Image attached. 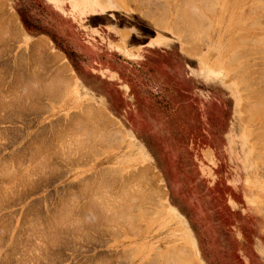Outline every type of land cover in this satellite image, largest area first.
Instances as JSON below:
<instances>
[{
	"label": "rangeland",
	"instance_id": "obj_1",
	"mask_svg": "<svg viewBox=\"0 0 264 264\" xmlns=\"http://www.w3.org/2000/svg\"><path fill=\"white\" fill-rule=\"evenodd\" d=\"M186 1L0 0V264H264V0Z\"/></svg>",
	"mask_w": 264,
	"mask_h": 264
},
{
	"label": "crops",
	"instance_id": "obj_2",
	"mask_svg": "<svg viewBox=\"0 0 264 264\" xmlns=\"http://www.w3.org/2000/svg\"><path fill=\"white\" fill-rule=\"evenodd\" d=\"M80 16V15H79ZM110 29L115 33L117 34L119 37H121L123 40H125L127 43H129L126 39H124V36L126 35H129L131 33V29L127 28H120L117 30V28H112L110 25H109ZM171 39H174L173 37H170ZM175 40V39H174ZM114 45H115V50H117L120 54H124L123 52V46L125 44L121 43L120 42V39L117 38L115 39L114 41ZM129 44H131L134 49H139L141 45H143L144 43H140V42H130ZM130 46V45H129ZM129 46L127 47L126 46V51H127V54L125 56H129L131 55V49L129 48ZM64 53V52H63ZM64 55L66 56V54L64 53ZM61 56L63 57L64 59V56L61 54ZM67 58V56H66ZM68 61V63H67ZM67 61H64L65 64H67L70 68V73L73 74V71L75 73V75L77 76L78 80L80 81V87L78 86L77 82L75 81L74 85L72 86V90H73V93H76V97L78 98L77 100L81 101V104L79 106V109H82L86 106H90L91 104H94L95 107L100 110L103 114H106V115H109L110 116V112L111 113H114V110L113 108L111 107L110 104H104V103H101L97 97H98V94L100 93L99 91V84L95 87L94 84H92L90 82V79H88V77L90 78H94L96 81H99L100 83L101 82H108V80H105L102 76L98 75V74H95L91 71L88 70V64H84L83 66H79L77 67V69H75L72 64L70 63V61L68 60L67 58ZM85 73V74H84ZM87 75V77H86ZM85 87V88H84ZM90 91V92H89ZM91 92H94L95 94V97H90V94ZM109 100H107L108 102ZM128 101L131 102V100L128 98ZM111 117V116H110ZM112 118V117H111ZM114 119V118H113ZM115 120V119H114ZM128 127V126H127ZM124 134L129 137L131 136L129 134V132H124ZM139 153V152H138ZM137 153V154H138ZM146 162V161H145ZM169 212H171V215L173 216H177L176 212L171 209ZM187 232V230L185 231Z\"/></svg>",
	"mask_w": 264,
	"mask_h": 264
},
{
	"label": "bare ground",
	"instance_id": "obj_3",
	"mask_svg": "<svg viewBox=\"0 0 264 264\" xmlns=\"http://www.w3.org/2000/svg\"><path fill=\"white\" fill-rule=\"evenodd\" d=\"M195 1H197V0H195ZM209 1H212V0H209ZM215 1H216V0H215ZM178 2H179V1H178ZM183 2H184V1H183ZM183 2H181V3H183ZM185 2H187V1L185 0ZM197 2H199V1H197ZM206 3H207V2H206ZM183 4H184V3H183ZM187 4H188V3H187ZM209 4H210V3H209ZM194 5H195V4H194ZM258 5L260 6V4H258ZM182 6H183V5H182ZM186 6H187V5H186ZM196 6H197V5H196ZM202 6H205V5L202 4ZM254 6H255V5H254ZM254 6H253V7H254ZM259 6H258V7H259ZM253 7L251 8V10L253 9ZM258 7L255 6L256 9H257ZM261 7L263 8L264 6H261ZM180 8H182V7H180ZM183 8H184V7H183ZM183 8H182V9H183ZM187 8H188V7H187ZM194 8H195V7H194ZM208 8H209V6H208ZM208 8H207V6L205 7V9H208ZM255 8H254V9H255ZM259 8H260V7H259ZM210 9H212V8H210ZM254 9H253L252 11L249 10L248 13H249L250 11L253 12ZM184 10H185V9H184ZM184 10H182L184 13H183L182 11H180V9L177 10V12L179 13V11H180V14L182 15V13H183V14H185V13L187 14V13H189L190 11H192V10H189V12H188L187 10H185V11H186V12H185ZM193 10H195V9H193ZM198 10H199V9H198ZM196 11H197V10H196ZM181 12H182V13H181ZM175 13H176V12H175ZM197 13H198V12H197ZM201 13H202V12H201ZM164 14H165V13H164ZM166 14H167V13H166ZM186 14H185V17H188L187 19H189V20H190L189 22L191 23V22H192L191 20L194 18V16H195L196 14H195V15L192 14V15H193V18L191 17V16H192V15H191V12H190V14H189L190 18H189V16H187L188 14H187V15H186ZM202 14H203V13H202ZM198 15H199V14H198ZM246 15H247V14H246ZM255 15H256V14H255ZM200 16H201V15H200ZM202 16H203V15H202ZM163 17H164V16H163ZM183 17H184V16H183ZM204 17H206V16L204 15ZM240 17H241V16H240ZM256 17H257V15H256ZM258 17H259V16H258ZM260 17H261V16H260ZM179 18L181 19L182 17H179ZM196 18H198V16H196ZM196 18H195V20H196ZM202 18H203V17H202ZM261 18H263V17H261ZM187 19L185 18V20H183V18H182V20L184 21V23H185V22H188ZM200 19H201V18H200ZM200 19L198 18V21H200ZM204 19H205V18H204ZM204 19H202V20H204ZM186 20H187V21H186ZM202 20H201V21H202ZM206 20L209 21V19H207V18H206ZM206 20H205V21H206ZM256 20H257V18H256ZM198 21H195V22L197 23ZM254 21H255V19H254ZM263 21H264V20H263ZM263 21H262V22H263ZM180 22H181V21H180ZM203 22H204V21H203ZM257 22H258V21H257ZM190 23L187 24V25H190ZM246 23H247V22H246ZM180 24H181V23H180ZM193 24H194V23H193ZM193 24L191 23L192 28H193ZM198 24H199V23H198ZM203 24H204V23H203ZM239 24H240V23H239ZM196 25H197V24H196ZM248 25H250V24H248ZM174 27H175V26H174ZM178 27H179V26H178ZM181 27H182V26H181ZM181 27H180V28H181ZM186 27H187V26H186ZM188 28H189V26H188ZM194 28H195V27H194ZM191 30H192V29H191ZM199 30H200V29H199ZM199 30H198V31H199ZM195 31L197 32V29H196V28H195ZM195 31H194V33H195ZM199 32H200V31H199ZM192 34H193V33H192ZM185 35H186V34H185ZM185 35H184V36H185ZM193 35H194V34H193ZM186 36H187V35H186ZM186 36H185V37H186ZM186 38H187V37H186ZM186 38H185V39H186ZM182 39H183V38H182ZM187 40H188V39H187ZM244 40H245V39H244ZM251 40H252V39H251ZM251 40H250V41H251ZM254 40H255V39H254ZM246 41H247V39L245 40V42H246ZM250 41H248V42H250ZM256 41H257V40H256ZM258 41H260V40H258ZM258 41H257V42H258ZM262 41H263V40H262ZM241 42H244L243 39H242ZM251 42H252V41H251ZM253 43H255V41H254ZM253 43H252V44H253ZM248 44H251V43H248ZM255 44H256V43H255ZM187 47H189V46H187ZM262 47H263V46H262ZM258 48H260V47H258ZM258 48H257V50H258ZM249 49H250V48H249ZM249 49H248V50H249ZM191 50H192V49H191ZM250 50H251V49H250ZM192 51H193V50H192ZM238 51H239V50H238ZM245 51H246V50H245ZM254 51H255V49H254ZM248 52H249V51H248ZM262 52H263V50H262ZM235 53H237V52L235 51ZM249 53H251V52H249ZM237 54H238V53H237ZM237 54H236V55H237ZM243 54H245V52H243ZM243 54L241 53V54H238V55H241V56H242ZM56 55L60 56V54H56ZM238 55H237V56H238ZM261 55H262V54H261ZM234 56H235V55H234ZM234 56H232V57H234ZM60 57H61V56H60ZM60 57H59V58H60ZM238 57H239V56H238ZM56 58H57V56H56ZM61 58H62V57H61ZM62 59H63V58H62ZM231 60H232V59H231ZM235 60H237V59H235ZM59 65H60V64H59ZM61 65H62V67H63V65H64L65 68H66V69L64 68L65 71L67 70V71L70 73V68H69V66H68L67 64H65V62H64V64H61ZM61 65H60V66H61ZM249 66H250V65H249ZM55 67H56V66H55ZM62 67H60V68H62ZM240 67H242V65H241ZM243 68H244V67H243ZM243 68H242V69H243ZM238 69H240V68H238ZM242 69H241V71H242ZM62 71H63V68H62ZM236 71H237V70H236ZM63 72H64V71H63ZM69 73H68V74H69ZM238 73H240V72H238ZM66 74H67V73H66ZM66 74H65V75H66ZM234 75H235V74H234ZM66 76H67V75H66ZM211 76H213V75H211ZM263 91H264V90H263ZM257 101H258V100H257ZM257 101H256V102H257ZM263 101H264V100H263ZM256 102H255V103H256ZM261 102H262V101H261ZM262 103H263V102H262ZM253 104H254V103H253ZM256 105L259 106L260 103H259V104L257 103ZM248 108H249V107H248ZM252 108H253V106H252ZM249 109H250V108H249ZM247 110H248V109H247ZM250 110H251V109H250ZM250 110H248V112H249ZM254 110H256V106H254ZM253 112H254V111H253ZM258 113H259V112H258ZM246 118H247V117H246ZM178 255H179V254H178ZM170 256H171V255H170Z\"/></svg>",
	"mask_w": 264,
	"mask_h": 264
},
{
	"label": "trees",
	"instance_id": "obj_4",
	"mask_svg": "<svg viewBox=\"0 0 264 264\" xmlns=\"http://www.w3.org/2000/svg\"><path fill=\"white\" fill-rule=\"evenodd\" d=\"M19 15H20V19H21V22H22V24H23V27H24L25 31H26L28 34H36V33H31V32H32V31H31V27H32V26H31V24L29 23L28 19H26L25 16H24L22 13H20ZM49 36L51 37L52 41H54V43H56L54 36L51 35V34H50ZM62 51L66 54L68 60H69L70 63L72 64V66H73L75 69H77L78 64H77V62L73 59L74 56H75L74 52L67 51V50H62Z\"/></svg>",
	"mask_w": 264,
	"mask_h": 264
}]
</instances>
